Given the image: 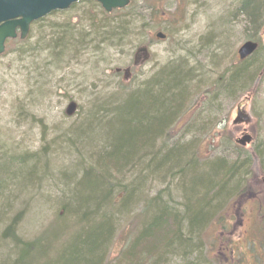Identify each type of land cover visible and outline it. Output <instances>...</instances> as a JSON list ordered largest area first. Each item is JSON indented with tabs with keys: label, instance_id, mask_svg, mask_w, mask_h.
Listing matches in <instances>:
<instances>
[{
	"label": "trees",
	"instance_id": "trees-1",
	"mask_svg": "<svg viewBox=\"0 0 264 264\" xmlns=\"http://www.w3.org/2000/svg\"><path fill=\"white\" fill-rule=\"evenodd\" d=\"M86 1L101 8L94 1ZM143 7L131 0L128 7L112 13L102 9L97 20L95 15H87L88 27L69 21L52 24L49 38L45 41L44 35L43 43L39 41L30 50L47 53L42 70L47 72L66 52L73 54L91 46L90 51L101 56V46H117L125 40H133L138 48L146 43L139 37L141 31L149 29L141 25L143 10L149 12V20L159 12L156 6ZM238 13L244 28L250 34L257 33L264 24V0H240L229 16L236 20ZM258 51L229 74L216 77L220 74L217 70L212 78L217 84L202 85L195 69L180 57L159 67L136 87L122 88L117 101L112 99L115 104L94 100L64 138L69 147L71 142H85L89 147L74 170L59 172L62 195L50 224L62 221V234L69 237L65 246L47 247V241L38 239V234L31 239L18 235L15 216L0 235L11 243L0 264H215L214 241L209 245L206 231L216 222L221 225L219 229L229 227L224 217L232 205L229 202H242L252 190L245 180L254 156L260 160L264 175V152L255 143L247 146L252 148L250 153L243 151L233 141L232 131L224 128L229 133L228 144L244 156L211 159L196 149V138L180 141L168 137V132L189 115L192 123L188 132L194 127L195 132L216 127L213 112L199 110L195 101L205 94L203 103L212 97L209 104L214 106L218 92L227 97H235L237 87L250 92L255 75L263 67L256 61ZM120 84L125 85L123 81ZM208 93L214 94L210 97ZM45 150L43 147L39 155L1 153L0 192L20 178L24 179L23 187L38 185ZM133 210L139 216L129 219L120 235V250L112 258L118 223ZM64 222L71 226L65 227ZM40 242L43 247L36 246Z\"/></svg>",
	"mask_w": 264,
	"mask_h": 264
},
{
	"label": "rangeland",
	"instance_id": "rangeland-1",
	"mask_svg": "<svg viewBox=\"0 0 264 264\" xmlns=\"http://www.w3.org/2000/svg\"><path fill=\"white\" fill-rule=\"evenodd\" d=\"M137 1L144 5V9L152 5L159 12L151 20L147 10L142 12L145 20L141 25L146 24L149 29L141 31L139 37L148 45L150 57L142 61L143 55L140 56L136 66L132 62L138 44L133 40H125L117 46H101V56L93 54L91 46L73 54L66 52L62 60L55 62L47 72L42 71L47 53L30 48L39 41L43 43L44 35L45 41L49 38L52 32L49 26L52 24L69 21L73 25L88 27L87 15H95L96 20L101 18L102 9L88 1H80L68 10L54 12L43 21L35 22L24 41L15 39L7 42L5 52L0 55V154L37 152L39 155L44 147L46 158L42 156L40 162L38 185L23 187L21 184L24 179L20 178L8 185L6 191L0 192V235L11 220L18 217L15 220L18 235L31 239L38 234V239L47 241V247H64L69 237L66 233L62 234V221L50 224L62 195L59 186L63 188V184L59 180V172L74 170L80 156L89 153L85 142H71L69 147L64 138L69 137L70 127L81 116L84 117L85 111L94 104L93 101L104 103L111 100L110 103L115 104L116 95L122 88L128 90L136 87L159 67L180 57L195 69L196 75L203 81L202 85L217 84L212 79L217 70L220 74L216 77L223 75V72L229 74L232 69L252 58L240 61L237 55L240 45L252 35L256 36L260 44L256 61L263 66L252 81V90L249 92L237 87L235 97L218 92L214 106L209 104L214 93H208L207 96L211 98L203 103L206 99L204 94L202 100L198 99L194 104L199 110L213 112L212 118H216L218 125L196 132L194 127L188 132L186 129L192 123L189 115L178 121L175 129L168 132V137L185 142L196 138V149L211 159L221 156H240L242 159L244 154L228 144L226 134L229 133L223 130L232 131L233 141L240 139L246 131L264 152V24L257 33L250 34L241 23V13L237 14L236 20L231 18V9L237 8L240 0ZM213 10L215 13H212ZM158 31L166 34L167 38L157 39L155 34ZM208 38L212 41L209 42ZM119 67H131L130 76L124 78L123 73L113 72ZM120 81L125 85H121ZM206 89L204 86L203 92ZM73 103L76 108L71 115H67L68 107ZM209 105L211 108L207 109ZM239 108L249 115L247 124L233 123ZM242 149L248 153L252 150L251 147ZM263 177L260 160L254 156L245 180L252 185V190L248 191L242 202V199L229 202L232 205L224 216L229 227L219 229L221 225L216 222L206 231L209 245L214 241L215 264H264ZM175 192L172 195L177 197L178 193ZM251 196L253 198L250 200ZM258 196L259 200L255 201L254 198ZM138 213L132 218L138 217ZM127 215L130 217L132 214ZM126 219L118 223L120 230L115 238L116 245L111 250L112 258L120 250V235L129 224ZM64 226H71V223L64 222ZM9 245L11 243L0 236V262L7 257ZM43 245L40 242L36 246Z\"/></svg>",
	"mask_w": 264,
	"mask_h": 264
},
{
	"label": "water",
	"instance_id": "water-1",
	"mask_svg": "<svg viewBox=\"0 0 264 264\" xmlns=\"http://www.w3.org/2000/svg\"><path fill=\"white\" fill-rule=\"evenodd\" d=\"M78 0H0V55L5 51V42L7 39L16 38L17 30L20 31V38L25 39L30 31L32 22L43 18L55 10H64L69 8ZM99 2L105 11L111 12L113 9L126 7L130 0H95ZM156 38L165 39L166 34L157 32ZM258 48V42L246 41L238 49L240 59H245L254 54ZM138 53H142L143 60L149 59L148 49L142 46L138 49ZM136 56V60H138ZM137 63V61H136ZM121 69H115V72H120ZM124 76L127 78L130 75V70L125 69ZM76 105H69L67 115H71ZM249 116L247 113L238 110L237 118L234 124L247 123ZM253 137L249 133H244L237 143L241 146L250 144Z\"/></svg>",
	"mask_w": 264,
	"mask_h": 264
},
{
	"label": "bare ground",
	"instance_id": "bare-ground-1",
	"mask_svg": "<svg viewBox=\"0 0 264 264\" xmlns=\"http://www.w3.org/2000/svg\"><path fill=\"white\" fill-rule=\"evenodd\" d=\"M212 13H215V11L213 10ZM250 40H252V41H256V42L259 43V41L256 39V36H255V35H252V36L248 37L246 41H250ZM246 41H244V42H246ZM244 42H243V43H244ZM243 43H242V44H243ZM259 45H260V44H259ZM237 55H238V51H237ZM238 56H239V55H238ZM139 208H140V205L136 207V209H139ZM136 212H137V210L129 211L128 213H129V214H132V215H131L130 217H128L126 220L131 219L132 216L136 214ZM128 213H127V214H128ZM122 219H123V218H122ZM118 226H119V225H118Z\"/></svg>",
	"mask_w": 264,
	"mask_h": 264
},
{
	"label": "flooded vegetation",
	"instance_id": "flooded-vegetation-1",
	"mask_svg": "<svg viewBox=\"0 0 264 264\" xmlns=\"http://www.w3.org/2000/svg\"><path fill=\"white\" fill-rule=\"evenodd\" d=\"M33 24H34V23H33ZM33 24H32V25H33ZM32 25H31V26H32ZM30 30H31V28H30Z\"/></svg>",
	"mask_w": 264,
	"mask_h": 264
}]
</instances>
